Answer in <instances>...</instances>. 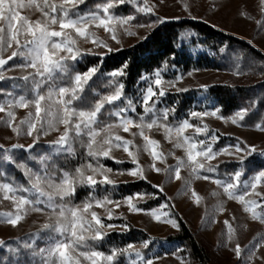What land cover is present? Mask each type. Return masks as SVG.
Masks as SVG:
<instances>
[{"label":"snow or ice","instance_id":"1","mask_svg":"<svg viewBox=\"0 0 264 264\" xmlns=\"http://www.w3.org/2000/svg\"><path fill=\"white\" fill-rule=\"evenodd\" d=\"M84 3V0H0V52L4 51V46L7 44L11 47L13 42L15 48L12 49L10 56L0 55V66H4L13 57H23V63L16 64L23 71V75L18 78L20 82L15 84V88L20 89L22 94L13 95L5 94L3 101H0V112L7 113V123L14 133L20 135L22 125H26V135L31 137V143L27 145L14 143L9 147L0 145L3 149L5 162L11 161L15 166L21 169L26 177L29 178L31 188H23V185L18 187L23 188L24 192L35 191L39 195L36 198L29 199L26 195H15L16 189L11 183L0 182V190H3L4 195L8 199L15 201L14 207L16 212L6 214L7 223L16 226L24 219L22 211H27L26 205L34 206L33 211L43 212V208L39 207L45 204L51 211L48 216L53 219L46 220L40 225V229L33 235V243L29 244L25 241L22 245L14 247L12 244H7L8 252L11 256H19L20 249L23 247L31 252L33 257H40L38 264H82L83 261L87 264H112L114 259L120 253L135 252V259H130L128 264H153L156 259L155 254L146 256L140 249L134 248L133 244L128 243L123 249L113 247L111 252L106 254L103 251L93 247L92 242L102 240L108 231L116 227L111 223L105 224L104 218L98 215L93 210V204L103 207L107 210V217L117 218L124 217V213L114 214L108 208L112 205L114 208H120L121 205H126L128 212L141 213L145 212L155 221H161L165 217V222L173 228H179V223L176 218H167L169 213L160 212L158 208L146 209L138 206L139 201L144 200L145 196H152V193L134 192L124 195L120 200H112L109 194L101 198H96L89 192L88 196L80 205L70 206L64 201H71L76 194L77 186L87 185L93 189L97 184L111 185V191H115L118 181L111 178L109 175L113 170L110 167L100 163V158H110L117 164H122L124 161L118 160L112 155V149H123L134 165L127 169L119 170L126 173L134 179L146 180L147 176L139 163L137 152L130 149L129 145L133 144L130 139H125L124 136L117 134L114 129H123L124 132H130L134 127L138 131H132L133 137L139 135L142 137L144 151L150 152L154 171L170 172L171 166L165 168L157 167L156 161H162L165 154L158 150L159 141L147 135L145 129L151 130L154 126H158L165 133V139H171L172 134H175V148H182L186 153V161L181 157H176L177 165L175 166V177H180V169L187 166L191 168L192 173H198L200 169H206L208 173L216 172V165L206 163L218 157L221 153L227 154L230 157H235L241 165L246 163V157L252 153L259 152L264 155V148H257L253 143L242 141L237 138L234 145H224L218 150L214 149L213 145L220 139L215 131L211 135H206L205 139H195L193 136L185 135L186 129H193L194 134H207L209 125L203 122L204 117H218L221 120L231 121L233 124L243 125L246 115L257 106V103H264V96L259 100L253 99L247 107L241 106L234 110L231 115H220L222 107L209 106L205 110H191L187 112V118L180 121H169L170 114L175 113L176 109L172 107L157 108L156 102L167 94V91L174 89L176 92L186 91L187 89L176 87V82L184 79L185 76H191L198 69H193L187 73H177L174 79L166 80L161 74V69L157 68L152 76H141L140 79L148 80L147 87L143 90L141 107L143 111L137 114V119L128 115L130 109L133 113L136 112V104L131 99H128L125 106L121 108H113L109 116L116 117L113 123H103L98 121L97 114L101 112L105 103L111 104L113 101L119 100L124 95V83L116 82L115 78L125 75V69L128 62L124 61L119 67L110 71L109 75L113 78L109 84L114 85V90L103 94L99 99H96L91 107H76L74 102L82 100L81 92L85 85L99 70L100 64L89 65L84 71H73L74 63L83 53H93V48H82L78 46L77 39L70 35V31H74L77 37H82L86 41L91 40L96 47L102 46L108 52L113 51L109 42L97 37L95 31L90 30L89 26L94 25L96 28L102 27L105 33L110 35L111 40L120 43L117 35V25L123 27L135 19V13L129 15H116L114 9L125 3H131L135 6L136 13H153V6L149 5L148 0H143L139 3L138 0H103L93 6L94 10H88L81 15L78 11L70 14L69 9H75L77 5ZM33 5L42 12V18L36 20L29 19L28 16L22 15L18 9L31 8ZM47 8L48 10H45ZM184 9L187 11L189 5L184 4ZM102 10V13H101ZM260 12L264 17V0H260ZM242 16L250 14L242 11ZM179 19V17H167L156 15L147 27H154L156 24L163 23L167 19ZM257 24L264 27V21H257ZM58 25L57 27H54ZM144 26V25H138ZM216 27L215 24L212 25ZM68 30V31H66ZM124 31L130 35H135L130 27H125ZM23 37L21 42L20 37ZM59 38V39H55ZM251 43V41H249ZM220 53H225V47L219 49ZM99 57H104L105 52L95 53ZM174 55V54H173ZM167 65V61H165ZM172 67H175L174 65ZM262 75H264V63L257 66ZM26 70V71H25ZM58 70V71H57ZM240 75V71L235 72ZM5 74L0 71V79H4ZM200 89L207 90L209 85L201 84ZM0 91H3L0 89ZM95 91V90H93ZM11 95V98L9 96ZM30 97V98H29ZM154 98V99H153ZM152 101L149 104V101ZM7 104V107L5 105ZM206 105H210L208 100H205ZM13 107L29 109L27 115L13 126V118L15 112ZM34 109V111H33ZM150 117V119H149ZM197 118L198 124L191 123L190 118ZM0 119H3L0 117ZM102 124V126H98ZM59 125H63L62 131ZM202 125V126H201ZM257 130L264 131V116L259 122L254 124ZM52 130L59 131L56 139L47 141L50 148L48 153L32 155L34 146H37L41 136L47 135ZM74 133V135L72 134ZM86 134V143L84 144L85 158L84 162L78 164L74 170H65L56 164V157L61 153H67L68 156L75 155L73 144L81 138V134ZM67 145V147H63ZM26 148L29 151L28 159L34 160L39 166V170L33 171L27 163L21 161L16 163L14 157L10 155V149ZM3 169H0V176H4ZM228 179H216L215 183L221 185L224 193L228 197L239 201L244 210L251 213L253 218L264 219V214L257 211L258 201L264 203V168H259L252 172L247 179H243L247 172L243 167H238L234 173L225 174ZM205 180L213 179L211 175H205ZM47 185V188H45ZM238 185H241L238 188ZM161 192L163 187L160 184L154 185ZM12 192V196L8 193ZM239 192V194H237ZM253 198H246L249 196ZM193 196L197 202L199 197L193 191ZM44 197V200H41ZM56 198H59L60 203H56ZM166 205L160 204L162 209ZM219 211H224L221 207ZM90 213L89 215H86ZM125 223L119 227L122 231H126L129 227L124 217ZM229 224L228 220L224 221ZM49 230L46 237L41 236V230ZM232 228L229 224V232ZM39 237L45 239V246L36 248L35 239ZM155 237H149L142 241V247L148 248L154 241ZM231 239V236H229ZM0 245H6V241L0 239ZM264 246V236L258 238V242L246 246L247 255L244 257V264H252L253 258L257 256V250ZM83 247L88 250L80 251ZM176 252L172 255L177 259ZM235 255L242 256V249L239 244L235 246ZM75 253V255H74ZM264 260V257H261ZM3 264H9L8 256L3 258ZM11 264H19V261L13 260Z\"/></svg>","mask_w":264,"mask_h":264},{"label":"rangeland","instance_id":"2","mask_svg":"<svg viewBox=\"0 0 264 264\" xmlns=\"http://www.w3.org/2000/svg\"><path fill=\"white\" fill-rule=\"evenodd\" d=\"M138 2L143 3V0H138ZM148 2L149 5L153 6L154 8L153 13L150 14L136 13L134 4L130 3L131 8L126 13V15L135 13V19L129 24L124 25L123 27L117 25V35L120 43L111 40L110 35L105 33L102 27L96 28L94 25H90L89 28L90 30L95 31L97 37L107 40L111 47L114 49L113 51H116L130 47L144 38L153 28L147 27V25L156 18V15L179 17L178 20L192 19L204 21L211 25L215 24L216 27L228 33L243 38L248 42L251 41V44L253 46L264 52V27H261L257 24V21H264V17H262L260 12V0H148ZM185 3L189 5V9L187 11L184 9ZM18 11H20L22 15L28 16L31 20L42 18V12L37 9L35 5H33L31 8L18 9ZM242 11L250 14L251 18H249L248 16L240 15ZM80 14L83 15V13ZM115 14L119 15L117 13ZM151 14L154 15V18L150 21L146 16ZM170 20L177 19L169 18L164 22ZM0 23L4 24L6 29V23L3 21H0ZM54 27L58 28V25H55ZM125 27H130L131 31L134 32L135 35L126 33L124 31ZM70 35H72L73 38L77 39L78 46L82 48L92 47L93 53L90 54H95L103 51L106 53L104 56L106 57L111 52H113H108L102 46H94L91 40L86 41L82 37H77L74 31H70ZM20 39L22 42L23 37L21 36ZM187 47L194 55L209 52V50L203 46H192L190 41H188ZM13 48H15L14 42L11 47H8L7 44H5L4 51L0 52V55H3L5 57L10 56ZM79 58L80 57H78V59ZM12 60L14 63L9 65V62ZM12 60L8 61L6 65L0 66V71L4 72L5 78H18L24 74L21 69L14 67V65L16 64L23 63V57H13ZM160 69L161 74L165 77L166 80L174 79V76L177 73H187L189 71H192H184L177 66L171 67L169 69L166 67H162ZM154 73L155 71L147 73L144 76H152L154 78ZM237 76L238 75L233 73V71L224 69H198V71L193 72L191 76H185L183 80L176 82V87L187 89L192 86L199 87V85L201 84L212 86L214 83L234 82ZM147 84V79H140L135 92H133V94L129 97H126V101L128 99H131L133 103L136 104L135 113H133L130 109L128 110V115L132 116L134 119H137V114L143 111L141 107L142 95L143 90L147 87ZM172 92L176 91L174 89L168 90L167 94L156 102V107H159L160 103L164 104V98ZM9 98H11V95L9 96ZM151 103L152 101L150 100L149 104ZM5 107H7V104L5 105ZM205 109L206 108L196 110ZM13 111L16 114L13 118V126H15L16 123H18L27 115L29 109L13 107ZM231 114L232 113L225 115L220 113V115L223 116H228ZM0 117L3 118L0 119V145L9 147L14 143L23 145L31 143V137H28L26 135V125L21 126L22 132L20 135H17L8 126L7 113L0 112ZM184 118H187V116H182L180 120ZM190 122L195 124L199 123V121L195 117H193L192 119L190 118ZM203 122L209 125V132L207 134L202 133L197 135L194 134L193 129H186L185 135L193 136V138L195 139H205L206 135H211L212 132L215 131V134L220 138L213 145L214 149L216 150H218L220 147H223L224 145H234L237 142V138L242 141L253 143L257 146V148H264V131L257 130L254 125H237L231 123V121L221 120L218 117L212 116L204 117ZM58 127L62 131L63 125H59ZM114 131L117 134L124 136L125 139H130L133 141V144L129 145V147L131 150L137 152L139 163L141 164L147 176V179H134L128 174L119 171L134 166L130 162L127 153H125L122 148H113L111 151L114 157H116L118 160L124 161V163L117 164L110 158H104L113 162V165L105 164V166L110 167L113 170L109 174L111 178L118 181L119 183L145 181L150 183L155 189L154 192H150L154 195L145 196L144 200L139 201L138 206L146 209H151L154 207L158 208L160 212L169 213V216L167 218H175L172 215L171 209H175L180 212L181 215L186 220H188L192 227L197 231L203 244L211 252L212 264H244V257L247 255L246 246L258 242V238L264 236V219L253 218L251 213H248L244 210L243 205L239 201L235 200L234 198L228 197L227 194L224 193L222 186L215 183L216 179H224L215 177L213 175H211L213 179H203L205 175H210L208 174L206 169H200L198 173L194 174L192 173L191 168L188 167L186 163L185 167H182L180 169V177H175V166L177 165L176 157H181L186 161V153L184 149L175 148L173 146L176 139L174 133L172 134L171 139H165L164 131L158 126H154L151 130L145 129L147 135L160 142L158 145V150L162 151L165 154L162 161H156L157 167L165 168L166 166H171L172 169L170 172L161 171L157 173L151 167L153 161L150 156V152L144 151L145 142L143 141L142 137H140L139 135L133 137L131 135V132L138 131L137 129L133 127L130 132H124L123 129L117 128L114 129ZM58 135L59 131L52 130L48 132L47 135L41 136L39 142L47 143V141L56 139ZM224 136L229 141H225L224 143H222ZM63 147L66 148L67 145ZM256 154H259V152H256ZM232 160L238 161L235 159V157H230L227 154L221 153L218 157H215L212 161H207L206 163L217 165L222 161ZM254 171L255 170L251 172L249 171L247 175L243 177V179H247L248 176L251 175ZM157 184H160L163 187L162 192L158 188L154 187V185ZM240 187L241 185H238V188ZM45 188H47V185H45ZM259 190L264 191V189ZM193 191H195V193L199 197L198 202L196 200V197L193 196ZM34 193L36 196L39 195L35 191ZM237 194H239V192ZM12 195V192L8 193V196ZM15 195L19 196L16 192ZM121 197L122 196L109 198L112 200H120ZM246 198L256 199V197L251 195ZM44 199V197H41V200ZM14 203V200L6 198L3 190H0V239L6 241V245H0V249L7 248V244H9V242L14 239L20 241L23 239V243L25 241H27L29 244L33 243L32 237L37 232V230L40 229V225L45 223L46 220L53 219L51 216H48V213L51 210L48 209L45 204H43L45 207H41L43 208V212L33 211L32 207L34 206L26 205L25 208L27 209V211H22L24 219L21 220L16 226H12L7 223L8 217L6 214H14L17 211L14 207ZM56 203H60L59 198H56ZM160 204H165L166 206L160 209ZM76 205H80V207L82 208V204ZM258 205L259 206L257 208V211L264 214V203H259L258 201ZM221 207L224 209V211L222 212L219 211V208ZM108 208H110L114 214H118L121 212L124 213L126 222L129 225L126 231H122L119 226L125 223L124 217L117 218L114 215L113 218H108L107 210L105 208L93 204V210L96 211L98 215H101L104 218L105 224L111 223L113 225H116V227L109 230L108 233L116 232L118 234H126L131 230H140L147 235V238H156L154 241H152L155 246L149 252V254L142 251V243L131 242L134 248L140 249L141 252H143L146 256L155 254L156 259H154L153 264H192V260L188 252H185L183 247H178L180 251L177 252V256L181 257V260L172 255L173 252H176L177 248L163 247L157 243H154L157 239L166 238L178 231V228H173L170 224L165 222V217H162L161 221H155L150 217V215L146 214L145 212H128L127 206L123 204L120 208H114L112 205H108ZM86 215L90 216V213H87ZM225 220H228L229 224L231 225V233L229 232V224L224 223ZM48 231L49 230L45 229L44 237L48 235ZM41 236H43L42 233ZM229 236H231V239H229ZM40 239L41 238L37 237L35 239V244ZM43 240L44 244L41 247L45 246V239ZM236 244H239L241 246V257H237L235 255L234 249ZM126 245H123L122 249ZM79 250L84 251L88 249L81 247ZM105 253L108 254L107 252ZM121 254L124 255L125 260L135 259L134 251L120 253L118 255ZM261 257H264V246H262L261 249L257 250V256L253 258L252 264H264V260H262ZM80 259L82 260V264H87V262L83 261L82 257ZM101 264H103V261L101 262ZM112 264L126 263H121L114 259Z\"/></svg>","mask_w":264,"mask_h":264},{"label":"trees","instance_id":"3","mask_svg":"<svg viewBox=\"0 0 264 264\" xmlns=\"http://www.w3.org/2000/svg\"><path fill=\"white\" fill-rule=\"evenodd\" d=\"M42 3V0H38ZM51 2V0H49ZM103 0H84V3L77 5L75 9H69L70 14L76 10L84 13L88 10H94L93 6L101 3ZM131 8L130 3L117 6L114 11L119 15H126ZM45 10H48L45 8ZM151 21L154 15L146 16ZM156 17V16H155ZM188 41L192 46L200 45L209 50V52L194 55L187 47ZM225 47V53H220L219 49ZM174 54V55H173ZM124 61L128 62L125 69V75L116 77V82H123L124 95L117 101L111 104L105 103L101 112L97 114L98 121L103 123H113L116 117L109 116L113 108H121L126 104V97L135 92L139 84L140 77L147 73L155 71L157 68H171L173 65L181 68L184 71L193 69L215 68L233 71H240L234 82L214 83L209 86L207 90L192 86L186 91L172 92L164 98V104L160 103L159 108L174 106L176 111L170 114L169 121H179L181 117L187 116V112L196 109H203L209 106L222 107V114H230L241 106L247 107L253 99L257 101L261 96H264V75L257 67L264 63V52L257 49L247 40L228 33L218 27H213L211 24L200 20L182 19L170 20L157 24L149 33L139 40L134 45L111 52L106 57H99L95 54L83 53L81 57L74 63L73 71H84L89 65L100 64L99 70L85 85L83 92H81L82 100L74 102L76 107L89 108L96 99L101 95L107 94L114 90V85L109 84L113 78L109 75L110 71L119 67ZM167 61V65H165ZM13 60L9 62L13 64ZM58 71V70H57ZM4 78L0 80V101H3L5 94L20 95V89L15 88V84L19 83L18 79ZM95 90V91H93ZM30 98V97H29ZM205 100L210 102V105L205 104ZM264 116V103H257L245 117L243 125L251 126L259 122ZM150 119V117H149ZM192 119V118H191ZM102 126V124L98 125ZM74 135V133H72ZM83 140L87 141L86 134H81V138L76 140L73 144L75 155L68 156L67 153H61L56 157V164L65 170H74V168L84 162V144ZM227 138L224 136L222 143ZM52 146L39 142L34 146L32 155H39L48 153ZM29 151L25 148L10 149L16 163L21 161L28 164L34 171L39 170L36 161L28 159ZM4 152L0 149V169H3L4 176H0V181L11 183L16 189L18 195H26L29 199H35L34 190L31 192H24L23 188H31L29 178L26 177L23 171L15 166L11 161L5 162L3 160ZM100 163L113 165L111 160L100 158ZM238 167H243L248 173L249 171L264 168V155L252 153L246 157V163L241 165L239 161H222L216 165V172L208 173L215 177L227 180L225 175L232 174ZM23 185V188L18 187ZM111 185L97 184L93 189L90 186H77L76 194L71 201H64L69 205L82 204V201L88 196L89 192L96 198H101L106 194H111L109 197H120L128 195L137 191L140 192H154L152 185L145 181H135L128 183H119L116 185L115 191H111ZM40 207H45L43 204ZM264 208V206H263ZM172 210V215L178 220L179 228L175 234L166 238L157 239L156 242L163 247L178 248L183 247L185 252H188L192 264H212L211 252L206 248L200 239L197 231L192 227L188 220H186L180 212L175 209ZM45 235V230L41 231ZM147 239V235L140 230H131L129 233L118 234L116 232L108 233L102 240L92 242L99 251L110 253L113 247L122 249L123 245L130 242L142 243ZM40 239L36 242V248H40L44 242ZM9 244L14 247L22 245L23 239L11 240ZM156 244V245H157ZM155 244L151 243L148 248H141L142 251L149 254ZM8 256L9 264L11 261L17 260L19 264H38L40 257H33L29 250L21 247L19 256H11L7 248L0 249V264H3V258ZM118 262H125L128 264L129 260H125L124 255H118L116 258Z\"/></svg>","mask_w":264,"mask_h":264}]
</instances>
